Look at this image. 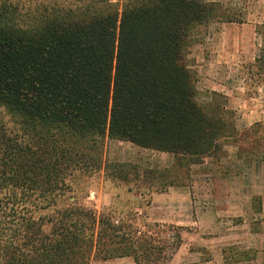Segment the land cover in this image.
Wrapping results in <instances>:
<instances>
[{"label":"trees","instance_id":"16d2710c","mask_svg":"<svg viewBox=\"0 0 264 264\" xmlns=\"http://www.w3.org/2000/svg\"><path fill=\"white\" fill-rule=\"evenodd\" d=\"M215 10L203 0H140L34 29L0 25V105L38 131L27 142L0 120V264H165L181 245L180 227L149 215L59 204L88 162L72 136L107 133L194 163L218 157L232 136L244 153L264 151L254 132L197 100L188 39Z\"/></svg>","mask_w":264,"mask_h":264},{"label":"rangeland","instance_id":"374dc122","mask_svg":"<svg viewBox=\"0 0 264 264\" xmlns=\"http://www.w3.org/2000/svg\"><path fill=\"white\" fill-rule=\"evenodd\" d=\"M138 1L140 0H0V25L10 24L14 27L34 29L39 28L50 18L85 17L111 11L121 13L125 7ZM250 2L253 3L254 10L252 18L256 19L259 16V22H257V34L254 33L253 28L247 29V34L253 32V51L262 61L259 63L254 59L239 61V70L233 71L236 86L234 94L230 97L222 94H205L206 100L203 99L205 101L201 100L200 103L210 113L223 112L227 121L233 120L240 132H254L262 141V146L258 150H264V0H250ZM250 2L249 0H224L225 7H221L219 2H212L216 4V10L210 22L233 20L243 23L250 16L248 14V10L251 9ZM199 26L195 29L197 33L202 31ZM246 39L249 40L248 36ZM196 40L198 37L194 36L188 39L186 61L189 66H192L190 46ZM198 97L197 91V100H200ZM0 120L27 142L37 140L38 135L35 134L38 131L30 125L31 122L8 106L0 105ZM48 128L46 126L45 135H49V131H52ZM229 130L227 132H231ZM234 139L233 136L224 138V149L216 157L220 165L215 172L217 175L225 173L230 175V195L234 205L240 193H243L247 200L245 208L252 205L250 202L251 199L253 200L254 211L246 213L248 220H253L256 228L264 230V223L262 224L264 221V151L244 153L238 150ZM242 141H240L242 147H248ZM70 142L77 144L80 151L86 153L88 162L68 177L67 182L71 186V191L69 190L59 201L62 206L74 200L97 212H107L114 207L122 214L131 211L137 218L149 215L150 223L162 224L156 221L151 211L152 193L164 190L168 184L183 183L189 179L187 177L190 172V163H188L190 160L181 165L176 163L167 167L162 163L164 159L152 158V152L148 148L144 149L129 140L111 137L107 133L89 135L85 138L78 135L72 136ZM221 161L223 163H220ZM45 213L48 214L51 211L47 210ZM242 218L240 216V219ZM261 244L264 245V240ZM231 246L233 245H228V248H232ZM93 264L135 263L132 257H125L106 261L96 260Z\"/></svg>","mask_w":264,"mask_h":264},{"label":"crops","instance_id":"0c3cea01","mask_svg":"<svg viewBox=\"0 0 264 264\" xmlns=\"http://www.w3.org/2000/svg\"><path fill=\"white\" fill-rule=\"evenodd\" d=\"M203 1L226 6L224 0ZM250 3V16L245 22L212 21L199 26L202 31L192 33L191 36L198 37L190 46V67L195 73L199 103L206 100L205 94L233 95L236 88L233 73L239 70V61H257L253 32L248 35L247 29L253 28L257 34L259 16L252 18L254 10ZM149 150L152 158L164 159L162 163L167 167L188 162L181 154ZM188 163L190 172L186 182L168 184L164 190L151 195L150 207L156 221L181 229L182 243L165 264H264V245L261 244L264 230L256 228V223L248 220L246 214L254 211L253 200L252 205L245 208L247 200L240 193L237 203L231 202L230 175L216 174L220 164L215 157L207 156L198 163ZM228 245L233 246L229 249Z\"/></svg>","mask_w":264,"mask_h":264}]
</instances>
